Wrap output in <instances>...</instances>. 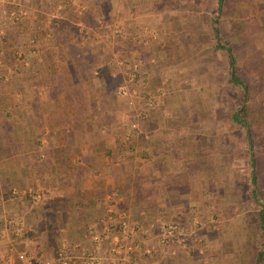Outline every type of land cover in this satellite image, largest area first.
Returning a JSON list of instances; mask_svg holds the SVG:
<instances>
[{
    "label": "crops",
    "instance_id": "obj_1",
    "mask_svg": "<svg viewBox=\"0 0 264 264\" xmlns=\"http://www.w3.org/2000/svg\"><path fill=\"white\" fill-rule=\"evenodd\" d=\"M101 1L12 4L23 15L8 33L35 41L36 49L24 75L0 68V257L24 251L34 264H56L62 251L67 264H85L87 254L100 264H119L109 257V239L96 244L93 233L116 224L119 229L123 220L134 236L152 235L143 246H153L169 226L167 241L178 228L205 238L207 227L206 232L194 227L204 203L236 193L224 180L229 148L210 116L206 38H198L204 47L193 48L189 36L177 34L189 19L157 1L150 11L152 0L144 7V0L136 2L133 8L142 11L132 17L135 9L127 16L122 0L117 11H107L115 23L138 32L141 42L126 44L121 34L98 37L82 15ZM56 17L84 29L86 37L65 38ZM106 21L114 24L112 18ZM146 30L156 33L151 37ZM91 48L96 49L91 58L79 54ZM134 56L142 58L143 91L150 102L145 111L137 101L130 111L127 96L117 91L127 72L119 62ZM131 114L137 123L132 132L126 125ZM169 258L166 264H184Z\"/></svg>",
    "mask_w": 264,
    "mask_h": 264
},
{
    "label": "rangeland",
    "instance_id": "obj_2",
    "mask_svg": "<svg viewBox=\"0 0 264 264\" xmlns=\"http://www.w3.org/2000/svg\"><path fill=\"white\" fill-rule=\"evenodd\" d=\"M118 1L121 0H102L95 6L94 10L85 11V21L91 23L88 28H91V32L97 34L98 37L105 38L104 35L108 37L121 34V38L126 44L132 41L141 42L138 32H129L125 24L115 23L117 18L115 19L114 14H110V17L107 15L108 8L111 9L112 7L117 11L116 3ZM122 1L124 6L125 4L128 5L123 10L128 16L130 11L132 12V9H135L133 5L139 0ZM156 1L160 5L164 4L169 9L174 6L176 12L182 14V17H179L180 19H189L188 24L185 25L186 28H182L177 34L184 32L185 35L189 36L193 48L204 47L202 46L203 42L199 39L200 37L206 38V55L210 59V69H208L205 80L212 84V88L209 90L212 94L210 116L213 122L217 123L221 142L229 148L225 155L226 160L224 159L227 162L224 180L225 182H231V188L232 190L235 189L236 193H232V197L229 195L222 198V195H220L215 197L214 200L204 203L203 209L205 212L203 211L194 221V227L199 228L202 232L208 231L209 235L207 233V237H200V234L198 236L195 233L196 231L188 234L182 231L183 229L178 228L176 230L180 233L176 234L177 236L172 241H167L169 237H165L167 236L165 235L166 229L164 235H161L160 232L159 236L154 237L155 244L153 246H143L142 240L149 239L152 235L140 232L134 236L131 232L128 236L132 238V242L138 248L129 254V258L135 261V264H160L161 256H166V258L162 257L165 264L168 260H171L169 256L176 259L181 258L184 264H252L250 260L252 250L261 246L264 240L260 238V231L254 220L256 208L250 195V166L243 142V131L230 119L231 113L239 104V95L238 91L236 89L232 90L228 84V66L225 53L223 50L214 47L210 27L212 26V19L218 18L221 32L227 40L232 42L239 71L245 80L254 85L257 83L255 81L259 74L264 76V0H224L221 12L217 11L216 0H152L153 4H150V11L155 10L154 4H156ZM111 3L114 6H111ZM12 4L14 5V3H9L6 0L0 1V30L2 31V35H0V68L7 66L10 70H16L15 72L24 75L26 62L29 63L30 60L29 53H33V50L36 49V42L28 39L26 43V40L23 41L20 37L18 39V36L13 32L8 33L7 29L17 26L23 15V11L12 8ZM145 4L144 0L141 7H144ZM141 11L142 8L133 10L131 17L135 16L136 12L140 13ZM10 12H14V14L10 15ZM117 14L120 13L117 12ZM56 18V21L53 22H56L58 27H62L60 34L64 35L65 38L77 33L82 38L86 37L84 29L79 30L74 25L61 23L62 20L59 17ZM107 18H112L114 24L107 25ZM49 22L52 21L49 20ZM53 29L54 32L50 35L54 38L57 32H55V28ZM119 30L121 33H119ZM146 33L149 34L148 36L153 37L156 32L151 30V32L147 31ZM99 44H102V42H99ZM80 45L82 46V44ZM102 46L103 44L97 48L102 50ZM139 46L140 44L135 47L138 54ZM73 49H77V46L75 45ZM88 51L89 53L79 51V54H85L86 58H91V54L96 49L91 48ZM6 53L10 55L3 59ZM141 64L142 58L140 56H134L133 59L129 60L127 58L125 60L121 59L119 62L120 66L127 67V72L123 82L120 85L117 84V91L121 92L123 96H127L126 100L130 106V111L137 106L135 101L141 102L138 106L143 111L147 109H143L144 107L150 105L148 95L143 91V86H146L144 84L146 79L144 78L145 74L140 71ZM258 86L259 88H257ZM258 86L256 87L257 90H253V96L258 105L254 113L258 120L257 137L263 145V149L259 152L257 165L260 190L258 201L264 204V78ZM129 93L133 98H130ZM132 104L135 106H132ZM129 117L126 125L128 131L132 132L136 129L137 123L132 114ZM132 124L134 127L131 126ZM109 231L113 232L115 230L112 228ZM210 236H212V240L208 241ZM145 249L149 251L146 252ZM0 258L3 260L4 257ZM13 259L14 257H5L4 262L0 259V264H8L6 260L13 261Z\"/></svg>",
    "mask_w": 264,
    "mask_h": 264
},
{
    "label": "trees",
    "instance_id": "obj_3",
    "mask_svg": "<svg viewBox=\"0 0 264 264\" xmlns=\"http://www.w3.org/2000/svg\"><path fill=\"white\" fill-rule=\"evenodd\" d=\"M217 1V11L221 12L222 5L224 0ZM85 21V15L82 17ZM212 26L210 27L211 35L214 41V47L216 49H221L225 53L226 62L228 66L227 70V81L232 90H237L239 95V104L236 109L231 113L230 119L235 122L238 127L243 131V142L245 146V151L247 154V161L250 166L249 174V186H250V195L253 203L255 204L254 220L260 231V238L264 240V204L259 203L258 198L260 197L259 183H258V160L259 152L263 149L261 141H259L257 134L258 120L255 116V110L258 105L253 96V90H257L256 87L260 82H262L264 76L259 74L256 78L257 83L254 85L251 82L245 80L241 72L237 67L236 55L233 52L232 42L227 40L223 32L219 28L218 18H213L211 21ZM59 29L57 31L60 30ZM257 84V85H256ZM229 88V89H230ZM259 88V86L257 87ZM257 124V125H256ZM258 152H257V150ZM115 231L118 230V226H113ZM252 264H264V243L252 250L251 253Z\"/></svg>",
    "mask_w": 264,
    "mask_h": 264
},
{
    "label": "built area",
    "instance_id": "obj_4",
    "mask_svg": "<svg viewBox=\"0 0 264 264\" xmlns=\"http://www.w3.org/2000/svg\"><path fill=\"white\" fill-rule=\"evenodd\" d=\"M5 1V0H0ZM9 3H15L16 0H6ZM14 12H10V15H13ZM0 35H2V31L0 30ZM134 127V125H131ZM119 223V229L118 231H109L110 229L107 228L105 231H102L101 233H93L91 236V239L96 244L105 243L109 239V246L107 247V252L109 254V257L113 260L118 262L119 264H135V261L130 260L129 254H131L133 251H135L138 247L136 244L132 242V238L128 236L131 231L128 230L127 225L125 221L121 220ZM120 230V231H119ZM167 234L172 233V227L169 226V228L166 231ZM163 241V240H160ZM146 252H148V249H145ZM64 252L59 251L55 258L56 264H67L68 257L63 255ZM85 264H100V259L91 254L83 255ZM133 261V262H131ZM6 263L8 264H34L33 259L26 254L24 251H18L15 254V257L13 261L6 260ZM51 260H45L43 264H52Z\"/></svg>",
    "mask_w": 264,
    "mask_h": 264
}]
</instances>
